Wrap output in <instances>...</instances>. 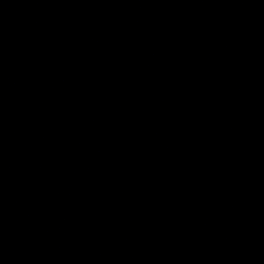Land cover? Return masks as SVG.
I'll list each match as a JSON object with an SVG mask.
<instances>
[{
  "label": "water",
  "instance_id": "obj_1",
  "mask_svg": "<svg viewBox=\"0 0 264 264\" xmlns=\"http://www.w3.org/2000/svg\"><path fill=\"white\" fill-rule=\"evenodd\" d=\"M0 264H264V0H0Z\"/></svg>",
  "mask_w": 264,
  "mask_h": 264
}]
</instances>
